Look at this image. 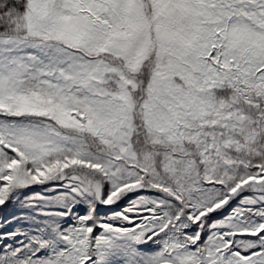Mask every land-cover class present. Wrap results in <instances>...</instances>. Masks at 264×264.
<instances>
[{"label": "snow or ice", "instance_id": "obj_1", "mask_svg": "<svg viewBox=\"0 0 264 264\" xmlns=\"http://www.w3.org/2000/svg\"><path fill=\"white\" fill-rule=\"evenodd\" d=\"M0 264H264V0H0Z\"/></svg>", "mask_w": 264, "mask_h": 264}]
</instances>
